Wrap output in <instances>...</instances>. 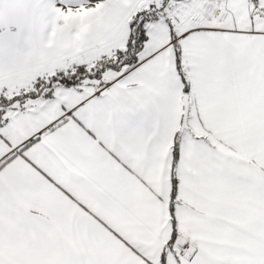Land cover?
Returning a JSON list of instances; mask_svg holds the SVG:
<instances>
[{"label":"snow or ice","instance_id":"1","mask_svg":"<svg viewBox=\"0 0 264 264\" xmlns=\"http://www.w3.org/2000/svg\"><path fill=\"white\" fill-rule=\"evenodd\" d=\"M0 264H264V0H0Z\"/></svg>","mask_w":264,"mask_h":264}]
</instances>
